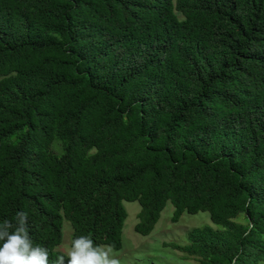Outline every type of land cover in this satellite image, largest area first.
<instances>
[{
  "label": "trees",
  "instance_id": "1",
  "mask_svg": "<svg viewBox=\"0 0 264 264\" xmlns=\"http://www.w3.org/2000/svg\"><path fill=\"white\" fill-rule=\"evenodd\" d=\"M125 202L141 236L208 213L170 245L199 264L264 263V0H0V222L66 262L65 223L122 250Z\"/></svg>",
  "mask_w": 264,
  "mask_h": 264
},
{
  "label": "rangeland",
  "instance_id": "2",
  "mask_svg": "<svg viewBox=\"0 0 264 264\" xmlns=\"http://www.w3.org/2000/svg\"><path fill=\"white\" fill-rule=\"evenodd\" d=\"M53 150L57 153L62 152L59 144H55ZM124 206L128 218L123 230V248L121 251H116L121 264H199L198 258L189 256L170 245H186L188 234L192 229L207 225L214 229L219 228L211 222L209 214L205 212L184 213L175 223L173 222L174 207L168 203L152 233L148 236H141L135 232L138 215L141 211L139 203L125 202ZM236 221L247 224L244 215H241ZM72 232L70 225L65 223L63 243L57 248L65 255H67L72 241Z\"/></svg>",
  "mask_w": 264,
  "mask_h": 264
},
{
  "label": "clouds",
  "instance_id": "3",
  "mask_svg": "<svg viewBox=\"0 0 264 264\" xmlns=\"http://www.w3.org/2000/svg\"><path fill=\"white\" fill-rule=\"evenodd\" d=\"M15 223L0 222V264H50L49 249L35 244L28 227V214L16 213ZM51 264H121L112 245L96 244L90 235H81L71 241L67 252Z\"/></svg>",
  "mask_w": 264,
  "mask_h": 264
}]
</instances>
